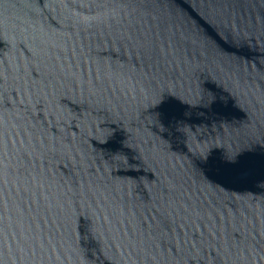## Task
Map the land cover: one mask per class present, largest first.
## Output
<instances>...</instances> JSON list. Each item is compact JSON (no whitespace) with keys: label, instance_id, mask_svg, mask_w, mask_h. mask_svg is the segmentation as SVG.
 Segmentation results:
<instances>
[{"label":"water","instance_id":"obj_1","mask_svg":"<svg viewBox=\"0 0 264 264\" xmlns=\"http://www.w3.org/2000/svg\"><path fill=\"white\" fill-rule=\"evenodd\" d=\"M0 264H264V0H0Z\"/></svg>","mask_w":264,"mask_h":264}]
</instances>
